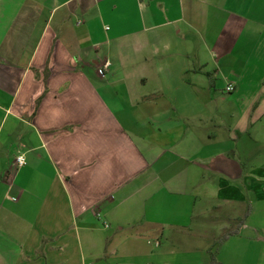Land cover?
Returning a JSON list of instances; mask_svg holds the SVG:
<instances>
[{"label":"crops","instance_id":"0c3cea01","mask_svg":"<svg viewBox=\"0 0 264 264\" xmlns=\"http://www.w3.org/2000/svg\"><path fill=\"white\" fill-rule=\"evenodd\" d=\"M263 205L264 0H0V264H264Z\"/></svg>","mask_w":264,"mask_h":264},{"label":"built area","instance_id":"2783aa9c","mask_svg":"<svg viewBox=\"0 0 264 264\" xmlns=\"http://www.w3.org/2000/svg\"><path fill=\"white\" fill-rule=\"evenodd\" d=\"M108 66H109V62H107V63L105 64V66L99 70L100 73L104 74V72H105V68L108 67ZM234 90H235V86H234L233 84H229V85L227 86V88H226V91H227V92H232V91H234ZM25 160H26V158H25L24 155H20V156H18V158H17L18 165H19V166H22V165L25 163Z\"/></svg>","mask_w":264,"mask_h":264},{"label":"rangeland","instance_id":"374dc122","mask_svg":"<svg viewBox=\"0 0 264 264\" xmlns=\"http://www.w3.org/2000/svg\"><path fill=\"white\" fill-rule=\"evenodd\" d=\"M227 96H230V93H226ZM233 104V103H232ZM233 106H235V103L233 104ZM225 110L229 111V109L231 108V105L229 103H226L224 106ZM255 149V147H254ZM264 206V205H263ZM258 215V219L256 218V216ZM249 223L253 222V221H258V222H262L264 223V214H262L261 216L259 214H254L253 216L250 215V217L248 218Z\"/></svg>","mask_w":264,"mask_h":264},{"label":"trees","instance_id":"16d2710c","mask_svg":"<svg viewBox=\"0 0 264 264\" xmlns=\"http://www.w3.org/2000/svg\"><path fill=\"white\" fill-rule=\"evenodd\" d=\"M211 264H219L214 256H212Z\"/></svg>","mask_w":264,"mask_h":264}]
</instances>
